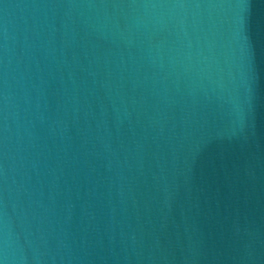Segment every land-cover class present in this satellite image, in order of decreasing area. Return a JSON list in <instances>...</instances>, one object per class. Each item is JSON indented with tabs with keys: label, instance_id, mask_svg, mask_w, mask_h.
Listing matches in <instances>:
<instances>
[{
	"label": "water",
	"instance_id": "obj_1",
	"mask_svg": "<svg viewBox=\"0 0 264 264\" xmlns=\"http://www.w3.org/2000/svg\"><path fill=\"white\" fill-rule=\"evenodd\" d=\"M0 264H264V0H0Z\"/></svg>",
	"mask_w": 264,
	"mask_h": 264
}]
</instances>
